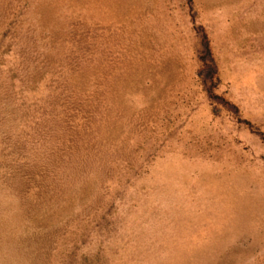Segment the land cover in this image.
Here are the masks:
<instances>
[{"label":"rangeland","instance_id":"obj_1","mask_svg":"<svg viewBox=\"0 0 264 264\" xmlns=\"http://www.w3.org/2000/svg\"><path fill=\"white\" fill-rule=\"evenodd\" d=\"M0 264H264V0H0Z\"/></svg>","mask_w":264,"mask_h":264},{"label":"trees","instance_id":"obj_2","mask_svg":"<svg viewBox=\"0 0 264 264\" xmlns=\"http://www.w3.org/2000/svg\"><path fill=\"white\" fill-rule=\"evenodd\" d=\"M203 49H204V51H205L204 53H206V54L209 53V49H208L207 45H205Z\"/></svg>","mask_w":264,"mask_h":264}]
</instances>
